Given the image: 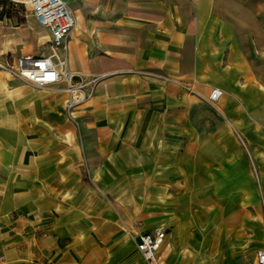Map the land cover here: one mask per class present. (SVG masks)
Returning <instances> with one entry per match:
<instances>
[{
  "label": "crops",
  "instance_id": "crops-1",
  "mask_svg": "<svg viewBox=\"0 0 264 264\" xmlns=\"http://www.w3.org/2000/svg\"><path fill=\"white\" fill-rule=\"evenodd\" d=\"M65 2L74 18L61 54L65 66L98 78L82 104L84 140L116 144L127 137L135 150L124 159L147 178L144 223L122 241L137 250L138 234L165 225L157 251L162 264H252L264 249V0ZM25 53L32 52L19 55ZM5 82L0 71V98ZM31 86L22 91L31 103L25 110L35 147L25 155L38 173L48 174L52 156L38 148L49 144L54 128L71 129L62 111L66 93ZM214 88L221 94L210 103ZM14 117L25 129L23 115ZM198 144L217 146L218 153L198 158L191 152ZM180 145L186 148L178 151ZM214 176L224 185L214 188ZM198 190L205 195L188 196ZM19 204L3 190L0 245L6 210ZM43 221L39 225L48 227L29 250L33 264H84L79 251L71 255L75 262L69 259L63 222ZM89 255L110 264L101 248Z\"/></svg>",
  "mask_w": 264,
  "mask_h": 264
},
{
  "label": "rangeland",
  "instance_id": "rangeland-1",
  "mask_svg": "<svg viewBox=\"0 0 264 264\" xmlns=\"http://www.w3.org/2000/svg\"><path fill=\"white\" fill-rule=\"evenodd\" d=\"M15 7L19 8L23 20L1 19L0 62L11 63L12 56L23 52L48 53L46 30L36 23L23 4H16ZM0 71L6 74L4 98L0 101V196L3 190L8 191L15 202L20 200L21 203L6 210L2 222L5 234L0 245V264L35 262L36 258L29 255V250L34 249L35 239L39 243L42 228L48 227L39 225L43 218L48 219L47 223L63 222L62 235L70 251L69 259L74 262L77 258L71 255L79 251L84 255L79 261L96 264L89 254L93 249L101 248L107 255L105 260L110 264H148L131 244L122 241L124 236L131 239L144 223L141 209L147 194L142 189L147 178L139 168L134 169L124 159L127 153L135 150V146L127 144L128 138L125 136L118 139L116 144H110L112 140L109 139H105L103 144L84 140L82 120L86 107L82 104L93 95L98 80L90 93L78 95L70 113L64 108L67 96L63 99L62 111L71 129L54 128L49 144L45 148H38V152L52 156L48 162L51 164L49 172L44 174L38 173L31 166L33 162L29 160V155H25L35 147L30 136L31 118L25 110L31 103L22 91L29 84L1 68ZM31 87L35 89L31 91L35 92L42 89L60 90L62 85ZM16 114L23 115L21 121H25V129L18 128V121L14 117ZM177 148L183 151L186 146ZM222 149L224 152V147ZM212 151H218V147L191 146V152L198 158H204ZM197 163L203 164L204 160ZM80 168L87 173V181L80 179ZM198 180L209 179L201 177ZM212 180L214 188L215 184L224 185V178L220 176H214ZM206 183L208 187L211 181ZM194 195L200 197L205 193L198 190L188 196ZM163 228L167 230L169 227L164 225ZM159 260L161 262V258Z\"/></svg>",
  "mask_w": 264,
  "mask_h": 264
},
{
  "label": "built area",
  "instance_id": "built-area-1",
  "mask_svg": "<svg viewBox=\"0 0 264 264\" xmlns=\"http://www.w3.org/2000/svg\"><path fill=\"white\" fill-rule=\"evenodd\" d=\"M14 5L23 4L29 9L36 23L46 29L48 53H25L14 58L11 63L0 62V68L12 77L36 87L62 85L66 93L64 108L70 113L76 105L79 94L90 93L97 81L95 76H84L66 68L62 53L66 51V38L74 26V18L65 0H9ZM221 90H211L208 100L213 103ZM165 232L159 228L153 232L138 234L136 248L148 264H162L157 251ZM252 264H264V249L257 250Z\"/></svg>",
  "mask_w": 264,
  "mask_h": 264
},
{
  "label": "trees",
  "instance_id": "trees-1",
  "mask_svg": "<svg viewBox=\"0 0 264 264\" xmlns=\"http://www.w3.org/2000/svg\"><path fill=\"white\" fill-rule=\"evenodd\" d=\"M3 17L23 20V15L19 12V8H16L9 0H0V19Z\"/></svg>",
  "mask_w": 264,
  "mask_h": 264
}]
</instances>
